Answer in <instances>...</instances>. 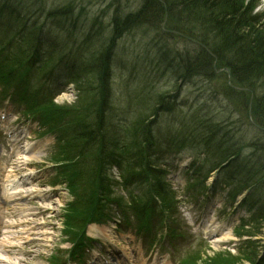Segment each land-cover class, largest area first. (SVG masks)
Returning <instances> with one entry per match:
<instances>
[{
    "label": "trees",
    "instance_id": "1",
    "mask_svg": "<svg viewBox=\"0 0 264 264\" xmlns=\"http://www.w3.org/2000/svg\"><path fill=\"white\" fill-rule=\"evenodd\" d=\"M114 1L121 3L115 10L110 3L108 7L112 10L107 7L112 29L109 37L103 30L100 34L87 29L85 12L77 11L78 7L61 4L54 8L47 0H0L2 78L26 103L30 96H35L38 102L32 105V110L47 121L44 105H51V99L45 97L43 90V93L39 91V85L44 86L52 78L54 68L68 56L64 62L71 65L76 87L83 91L80 97L86 99L80 107L69 109L72 122L60 123V128L65 129L59 131L62 136L59 143L65 147L62 150L59 147V154L62 158L69 156L68 160L72 161L73 181L80 182L88 174L99 182L102 167L112 162L132 164L139 179L152 174L148 118L162 110L175 115L176 134L168 139L178 137L182 144L188 145L190 141L195 150L202 154L204 151L205 158H198L208 166L206 173L228 161L220 168V176L229 181L236 178L239 186L250 190L246 198L249 201L252 191L264 185V165L253 158L255 152L245 155L248 149L257 147L258 141L248 142L234 129L232 117L222 115L228 103L221 101H229L230 111H236L247 126L260 132L264 141V13L254 12L255 5L248 7L245 0H139L136 5L132 0ZM165 19V27L174 36L163 38L157 34ZM191 19L211 33L191 38L190 29L183 28L191 24ZM131 31L137 32L133 35ZM173 37L192 39L198 48L192 53L176 47L170 51L167 44ZM15 51L24 54V59L14 58ZM78 65L80 69L75 73ZM214 67L223 72L214 75ZM117 71L126 76L125 82L119 79L117 83L136 89L121 98L122 110L131 109L128 107L145 110L123 128L115 126L110 116L112 109L107 108L116 91L112 80ZM87 75L97 82L93 97L90 90L94 86L85 81ZM166 75L173 78L172 90L180 80L182 87L208 79L209 82L220 80L221 85L201 89L202 83L197 96L183 99L180 94L174 98L165 94L169 91L157 93L152 86ZM213 104L219 109L209 113ZM151 105L154 107L150 109ZM259 149L263 153L258 155L260 159L264 157V147ZM246 157L251 158L249 163ZM83 180L88 182L85 177ZM125 182L126 175L122 184ZM100 193L103 200L110 190L101 189ZM150 193H155L154 189Z\"/></svg>",
    "mask_w": 264,
    "mask_h": 264
},
{
    "label": "rangeland",
    "instance_id": "2",
    "mask_svg": "<svg viewBox=\"0 0 264 264\" xmlns=\"http://www.w3.org/2000/svg\"><path fill=\"white\" fill-rule=\"evenodd\" d=\"M245 2L247 3L246 5L248 7L250 6V4L255 5L253 7L254 12L264 13V0H245ZM109 3L114 7L115 10V8L119 6L121 1L116 3L115 1L113 2V0H47V4L52 5V7L54 8L61 4H66L67 6H69V8L78 7V9H76L77 11H80L81 9L82 11L84 10L86 15L83 18L84 20H86L85 27L87 29L97 30L96 32H99L100 34L101 30H103L106 35L109 33L110 37L112 36V29L109 25V12L112 9L108 7ZM137 3H139V0H132L133 5H136ZM107 7L110 9V11ZM105 11L107 13L106 17H104ZM189 21L191 24L184 25L183 28H185L186 30L190 29L191 38H196L197 35L198 37L202 35L203 37H206L209 33H211L210 29H205L206 27L204 25L202 27V25H200L199 23H192V19ZM81 31L85 30H79L78 32ZM131 32V34L135 35L137 31ZM157 34L163 38H165L166 35L169 34L174 36V32L170 31L165 26H161V31H159ZM152 35L153 34H151V36ZM152 37L154 39V35ZM124 39L127 40L128 37L126 36ZM167 45L170 51H173L174 47H176L184 51L188 50V53H192L193 50L198 48L194 45V41L189 38L176 39L175 37H173L172 39H169ZM94 47L96 49V46H93V48ZM75 50L76 49H74V51ZM13 57L17 59L21 57V59H24V54L20 55V53L15 51ZM14 66L15 65H9L10 68H14ZM213 72L214 75H218L219 73L223 72V70L221 71V69L214 67L212 68V73ZM1 74L4 73L0 71V108H2L3 111H5L8 115L10 114V116L7 117H10V119L7 121L8 124L5 126L9 125L10 127V124L13 123L12 128H16V126L19 128L18 133L21 140H19V142L15 145H22L23 149L28 145L30 149L27 153H30L32 149L39 150L38 155H34L33 159H30V162L27 165H24L23 168V171L25 173L30 174V178H27L19 183L23 186L24 189H27V191L29 190V192L27 193H36L37 191L33 192L35 187L42 194L36 195L43 196V193H46V197L41 201H39L37 197H35L36 199H31L30 202H32L33 207H36L37 204L38 207L49 209L45 211L41 217L39 215L36 218L37 221L38 219L40 221H44L41 219L45 218V220L51 223V225L54 224V227L46 228V230L51 234L50 238L52 236L54 237L51 239V242L48 243V246L44 247V249L47 248L44 253L46 255H49L47 257H50L51 251L54 246L55 248L58 247L60 251H58V254H56V256H53L56 257L57 260L55 259L54 261H51L53 258L51 259L50 257L51 260L48 259L47 262L50 260V264H58L59 261L63 262L64 260H66L67 263L65 264H87L91 255L90 253L93 251V249L103 248L101 243L91 241L88 244V247L91 248L86 249L84 247V252H81L80 259L67 260L72 257V255L69 256V254L66 253L67 250H62V248L67 249V247L71 246L69 240L73 242L85 241L81 235H78L75 232L70 234L71 230L67 235H64L60 232L61 222L63 221V207L72 202L70 201V199L75 196V193H68L64 189V185L61 186V184L55 182V172L53 169L57 168V166L53 167L51 164H49V161H58L62 159L59 151L62 150L65 146H62V143L58 145L59 142H54L52 134L56 137H60L59 131L64 128H60L58 126L59 130H56L54 127H52V129L54 128L55 133L47 132L42 136L39 134V132L45 130L44 126H41L39 124L40 129L38 130V126L32 121H30L31 123H23L24 121L28 120V118H32V115L29 113L28 115H23L26 112L22 100L23 96H19L18 94L15 95L12 88L8 89L7 84L5 83V80H3ZM114 75L115 76L112 81L114 82V84H116V91L112 95V103H109L107 108L111 107L112 111L110 116L114 118V121H123L125 123H130L135 118V116L140 113H145V110L140 109L136 111L133 107H128L131 109H125L124 111L122 110V105L124 102L121 100V98H123L126 93H132L133 91H136V89L133 90L134 87L132 85L127 87L120 85L123 84L122 82L117 83L119 79L125 82V75L121 76L120 72L115 73ZM83 76H85L84 73H82V77ZM211 79H213V77ZM209 80L210 79L202 80L200 84H198L197 81H193L189 85L184 86L183 90L182 88L180 90V92L183 93L182 98L189 99L192 95L197 96V93L200 92V89L198 87L202 85V83L204 84L202 85L201 89H213L216 88V85H221L220 80H215L214 82H209ZM85 81L91 83L89 84V86H94V90H90V93L93 97L97 82L94 77H89L88 75L86 76ZM172 81L173 78L166 75V78H160L158 83L157 80L154 81V85L152 84V86L158 90L157 93L169 91L172 89ZM54 85H57V83L55 82ZM62 88H64V90L60 93L57 94L56 92H54L55 94H53V97L55 99L53 103H51V105H49L48 107L44 105V107L46 108L44 113L54 115L55 117H57V120H55L56 123L65 125L68 122H72V120L74 119L72 116H69V111L73 110V108L80 107L81 104H84V100L86 99L83 100V97H80L83 91H81V88H79L78 86L71 87L64 84ZM168 93L174 92L170 91ZM16 97L19 98L18 101L16 100ZM30 100L26 104V107L28 111L34 112V110H32V105H34L35 102H38V100L33 95L30 96ZM221 102L228 103L224 108V114L222 112V115L224 117H232L231 122L234 129H238V133L242 134V136L244 135V139L248 140V142H250V139L258 141V144L256 145L257 147L248 149L245 155L255 152L253 158L256 157L259 160V165H264V157L259 159L258 156L259 154L263 155V153L259 149L264 147L263 136H261V133L256 132L253 128L247 126L244 119L240 115H237L236 111L231 112L229 101L226 100ZM87 105L88 103H86L85 106ZM153 107L154 106L151 105L150 109ZM217 109H219V107L213 104L210 107L209 113H216ZM4 122L0 121V125H4ZM9 133L10 132L5 131L3 127L0 128V167L6 165L4 170L12 166L11 163L7 164V158L9 156V148L7 147V144H10L9 140L12 137H8ZM59 147L61 148L60 150ZM19 152L21 151L15 150L13 155L11 156H14L15 159L16 157H18L17 153L19 154ZM171 157H173L175 162L177 163V170L174 171V168L172 166L171 171L168 170V173L170 174L169 177L163 178V180H167V183L170 181L173 185L172 188H170L169 186L164 187L165 191L163 194L166 196V203L172 205L173 213L168 212L167 209L165 211H162V217L165 219L164 222H160L158 220V214L154 213L150 216V222L144 220L146 225H142L139 223V218L133 216L130 212L124 209L123 212L125 213V220H127L128 223L126 222L125 224L122 220V223L120 224V226H118L119 222H117L118 237H115L114 235L115 239L113 243L123 248L124 250H141V258L145 259L150 257V254L153 258H156L159 255H163L166 259V264H246L248 260H252L248 258H252L254 256L255 259L258 255L263 254L264 247H262V245L264 244V221L255 222L250 227L247 226V228L241 226H239L238 228H234L235 225L238 224L237 215L234 211L231 212L228 207L225 210L221 205H219V203L215 202L214 199H210V197H208V193H205L204 195L192 193L190 189L186 188V184L182 182V179L178 178L183 173L185 165L189 163L191 154L189 152H180L176 155L172 154ZM63 159L68 162L69 156H63ZM246 161L249 163L251 161V158L246 157ZM33 162L35 163V166H33ZM5 171L2 170L1 172ZM178 180H180V184H176ZM53 183H56L57 185L52 187ZM92 189L88 190L85 193L81 192L80 195L86 198H91L92 194L95 193L91 192ZM132 190L133 192L138 193L140 190H142V188L137 186V188H133ZM121 194L123 195L124 199H129L126 193ZM31 196L32 194L28 196V199H30ZM251 201H256L257 203L261 201V205L264 206V185L261 186L255 193H253V198L251 199ZM27 202L28 201H26V203ZM28 205L30 206L29 203ZM116 210V212L119 213V210ZM223 210H225V212H223ZM111 211L114 212V208L111 207ZM113 216L114 214L110 215V218ZM106 218L107 217H105V220H101V223L98 224L101 228V233L105 229L106 231L109 230V233L111 231H116V229L112 230V227H109L111 223L107 222ZM76 219L77 217H75L74 214H71L70 217H68V225L71 227L73 220L75 221ZM196 220L198 221L196 222ZM195 222L197 223V225H192V223ZM196 227L199 229H197ZM84 228L85 226L82 229ZM136 229L139 230L141 234L137 233V235H135L134 230ZM216 229L218 231H215ZM39 230H41V228ZM201 232H203V236ZM90 233L93 234L90 235ZM87 234L88 237L97 239V237L94 236H98L100 233L96 234L93 231L87 229ZM215 234H217L216 236L220 238L226 237L227 239L225 238V240H227V243L207 244V242L212 240ZM244 234H246V236ZM240 235H242L243 238H238V236ZM245 238L247 239L243 240ZM137 246H139L138 249ZM45 257H43L41 260L42 264H45ZM153 258L147 260V262H150ZM41 262L39 261L38 264H41Z\"/></svg>",
    "mask_w": 264,
    "mask_h": 264
},
{
    "label": "bare ground",
    "instance_id": "3",
    "mask_svg": "<svg viewBox=\"0 0 264 264\" xmlns=\"http://www.w3.org/2000/svg\"><path fill=\"white\" fill-rule=\"evenodd\" d=\"M166 19L161 23V26H165ZM222 71V70H221ZM183 82L182 80L178 81L176 87L173 91L174 93H168V95L174 96V98H178L180 94H183L180 92L181 88L183 90L184 86L182 87ZM7 124V122H5ZM4 127V126H3ZM10 146L11 149H13V152L15 150H19V154L17 153L18 157L15 160V166L8 171V174L11 176H14L13 173L19 168L23 167V164H25L26 159H30L31 156H33V152L31 154L24 152L22 145H15L16 138L14 136L10 140ZM28 149V148H27ZM26 149V150H27ZM18 164V165H17ZM2 170V167L0 169V172ZM18 172V171H16ZM10 181V180H6ZM7 185H10L9 183ZM23 189L17 190L16 187L12 188L11 193L14 194V200L9 199L8 197L5 199L0 200V264H37L35 260L42 255L41 248L43 247V241L41 237H35L30 238L26 240L24 243H28L30 241H33L35 243L33 250H26L24 247L20 246V241L22 239H16V238H22L25 235H33L35 229L42 227L43 225H48L49 223L45 224H39L35 217L40 213L39 207H34L32 209L27 208L24 206V203L21 200L23 197H25L22 193ZM26 191V190H25ZM18 202V204L21 206L20 208H16L14 206H11L12 201ZM18 200V201H17ZM5 201L10 206H5ZM14 204V203H13ZM2 214H4V218H2ZM12 219H16L13 221ZM97 228V227H94ZM14 230V231H13ZM91 234V233H90ZM38 236H42L44 234H38ZM109 238H111V235H109ZM16 239V240H15ZM218 241L220 238H217ZM216 239V240H217ZM109 254V253H108ZM113 254V253H110ZM5 255V256H3ZM118 263V262H117Z\"/></svg>",
    "mask_w": 264,
    "mask_h": 264
}]
</instances>
